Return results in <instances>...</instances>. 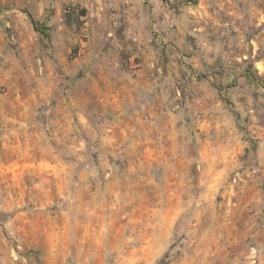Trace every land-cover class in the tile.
Wrapping results in <instances>:
<instances>
[{
  "label": "rangeland",
  "instance_id": "1",
  "mask_svg": "<svg viewBox=\"0 0 264 264\" xmlns=\"http://www.w3.org/2000/svg\"><path fill=\"white\" fill-rule=\"evenodd\" d=\"M0 264H264V0H0Z\"/></svg>",
  "mask_w": 264,
  "mask_h": 264
},
{
  "label": "trees",
  "instance_id": "2",
  "mask_svg": "<svg viewBox=\"0 0 264 264\" xmlns=\"http://www.w3.org/2000/svg\"><path fill=\"white\" fill-rule=\"evenodd\" d=\"M33 23L35 24V22L33 21Z\"/></svg>",
  "mask_w": 264,
  "mask_h": 264
}]
</instances>
